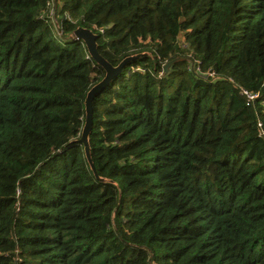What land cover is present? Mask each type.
Segmentation results:
<instances>
[{
    "label": "trees",
    "instance_id": "1",
    "mask_svg": "<svg viewBox=\"0 0 264 264\" xmlns=\"http://www.w3.org/2000/svg\"><path fill=\"white\" fill-rule=\"evenodd\" d=\"M0 264H264V0H0Z\"/></svg>",
    "mask_w": 264,
    "mask_h": 264
},
{
    "label": "water",
    "instance_id": "2",
    "mask_svg": "<svg viewBox=\"0 0 264 264\" xmlns=\"http://www.w3.org/2000/svg\"><path fill=\"white\" fill-rule=\"evenodd\" d=\"M73 39H77L82 41L86 49L91 56V58L97 62L100 66H102L105 70V76L97 82L88 92L86 100H85V106H86V120L83 128V132L81 135V138L79 141L84 144L86 156L88 158V161L92 167V169L95 172V175L98 179L101 178L96 170L95 164L92 160L91 156V145H90V134L92 132L93 122H94V108H93V101L94 98L99 95L115 78H117L121 72L123 71L124 67L128 64L129 61L138 58L140 54L131 55L126 57L123 61H121L118 65H113L110 63L98 50V34L94 32L90 28L86 27H78L73 34L70 36ZM184 57L176 58L170 62H168L165 65V72H168L170 66L179 61V60H185Z\"/></svg>",
    "mask_w": 264,
    "mask_h": 264
},
{
    "label": "built area",
    "instance_id": "3",
    "mask_svg": "<svg viewBox=\"0 0 264 264\" xmlns=\"http://www.w3.org/2000/svg\"><path fill=\"white\" fill-rule=\"evenodd\" d=\"M53 5H54V7L51 9V11H50V15H49V17H50V21L52 22V24L54 25V27L56 26L55 28H57V30L60 31V30H62V29H61V26H60L59 22L56 21V9H55V4H53ZM101 31H103V30L101 29ZM198 68H200V67H198ZM244 93H245L250 99H254V98L257 96L256 94L249 93L248 91H244Z\"/></svg>",
    "mask_w": 264,
    "mask_h": 264
},
{
    "label": "rangeland",
    "instance_id": "4",
    "mask_svg": "<svg viewBox=\"0 0 264 264\" xmlns=\"http://www.w3.org/2000/svg\"><path fill=\"white\" fill-rule=\"evenodd\" d=\"M56 21L58 22L59 20H58V18H56ZM56 27V26H55ZM56 30H57V28H56ZM57 32H59L60 34L62 33V30H60V31H58L57 30Z\"/></svg>",
    "mask_w": 264,
    "mask_h": 264
}]
</instances>
